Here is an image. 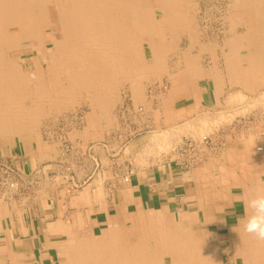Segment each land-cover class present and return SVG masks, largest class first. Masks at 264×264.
<instances>
[{
    "label": "crops",
    "instance_id": "obj_1",
    "mask_svg": "<svg viewBox=\"0 0 264 264\" xmlns=\"http://www.w3.org/2000/svg\"><path fill=\"white\" fill-rule=\"evenodd\" d=\"M188 50L194 63L182 58L170 69L174 76L163 78L164 116L203 122L220 113L236 114L220 142L228 169L216 175L168 161L137 170L129 181L115 172L109 183L106 140L92 145L79 139L67 159L54 152L51 160L42 159V147L35 155L37 166L31 155L19 153L11 160L20 171V190L0 203V264H71L76 253H105L110 243L128 240L124 237L150 225L180 231L190 226L213 242L221 264H253L233 242L247 236L240 227L245 215L242 201L251 188L264 187V43L234 42L219 49L199 42ZM47 161L51 165H43ZM236 161L244 164L242 168ZM65 177L84 191L78 205L59 204V195L50 188ZM29 185L32 194L26 191ZM189 216L194 221L189 223ZM258 256L257 264H264V256Z\"/></svg>",
    "mask_w": 264,
    "mask_h": 264
},
{
    "label": "bare ground",
    "instance_id": "obj_2",
    "mask_svg": "<svg viewBox=\"0 0 264 264\" xmlns=\"http://www.w3.org/2000/svg\"><path fill=\"white\" fill-rule=\"evenodd\" d=\"M154 1L162 12L161 19L151 0H0V135L35 130L43 112L67 107L73 96L82 91L94 95L99 99V107L106 108L115 86L105 78L114 80L124 75L135 79L142 74L136 51L144 44L153 50L157 62H163L165 56L159 51L167 28L178 33L194 31L188 11L192 0ZM239 1L241 8L245 0ZM236 4L240 5L237 0ZM243 5L240 13L246 15L244 10L251 4ZM249 26L250 36L255 40L251 42L264 43V35L258 41L253 36L258 30L251 23ZM239 41L237 38L236 42ZM25 48L32 50L34 56L26 58ZM20 51L23 53L16 54ZM186 58L194 63L192 58L187 55ZM155 213L159 214L158 210ZM187 219L194 221L191 216ZM137 230L128 240L110 243L105 253H76L71 264H163L165 256L173 264H221L220 252L190 226L186 231L175 227L160 229L156 225ZM233 247L239 253H248L253 264L258 263L255 257L259 254L264 256V243L248 235L239 237Z\"/></svg>",
    "mask_w": 264,
    "mask_h": 264
},
{
    "label": "rangeland",
    "instance_id": "obj_3",
    "mask_svg": "<svg viewBox=\"0 0 264 264\" xmlns=\"http://www.w3.org/2000/svg\"><path fill=\"white\" fill-rule=\"evenodd\" d=\"M238 1L237 3L240 4L241 1ZM259 1L261 2L259 3ZM250 2L246 0L242 2L243 8L245 7L243 4L248 3L252 7H249L250 10L245 8L246 15L242 13V16L240 11L242 12L243 8H240L241 4L235 5L236 0H192L188 11L192 17L194 31L191 33L188 30H181L178 33L167 28L159 51L161 55L165 56L163 62H157L153 50L144 44L137 51L135 50L140 56L137 63L139 62V68L143 67L142 74L135 79L124 75L116 77L114 80L111 77L105 78L107 82L110 81V84L115 86L111 97H109L111 103L106 108L99 107V99L94 98V95L82 91L79 95L73 96L72 102L67 107L62 106L60 109L43 112L40 124L35 130L24 129L8 135H0V159H12L19 153H26L31 155L34 160L38 149L41 150L42 147L45 153V156L41 155L42 159L51 160L53 152L56 153V156L60 154L67 159V155L72 152V145H78L79 139L90 141L92 145L106 140L107 161L105 157L103 160L107 163L106 169L110 171L108 173L109 183L113 180L112 174L114 175L115 172L121 174L125 179L127 175L131 176L137 170L168 161H177L179 157L188 160V162H196L195 158L200 157L198 163L190 168L192 170L198 168L205 172H214L216 175L226 171L227 165H229L228 158L222 150L220 142H222L226 126L236 114L220 113L213 119L207 118L203 122H197L195 119L184 122L177 121V119L170 121L163 113L164 110L165 114L167 113V107H163L161 104L165 88L163 78L173 77L170 69L175 67L176 63L179 64L183 55L184 58L186 57L188 49L195 48L199 42H209L212 46L220 49L224 43H231L232 46L237 38L241 39L239 42L244 41V43L255 41L250 36L252 32L248 31L250 23L254 30H258L257 34L255 33L253 36L258 37L259 41L260 37L264 35V29H262L264 28V18L259 19V17H264V0ZM151 3L152 8L158 11V19H161L160 8L154 0H151ZM254 6L258 9L253 8ZM248 10L252 12L249 13ZM251 13L254 16L250 17ZM248 15L249 17H246ZM244 19L249 20L247 24L244 23ZM257 23L261 26L257 27ZM227 31L230 32L227 33ZM260 31L263 32L259 34ZM20 53L23 51L16 54ZM24 53L27 54L26 58L34 56L33 51L27 48ZM191 57L192 60L195 59L194 56ZM50 74L49 78H51ZM24 131L27 133L25 132V134ZM204 136L210 138L208 145L203 144L198 152L182 153L181 149H185L186 139L200 143ZM95 148L98 151L99 145ZM37 162L34 160V165L37 166ZM51 163V161H47L43 165H51ZM235 164V166H240L237 168H242L244 165L242 162ZM92 167L94 168V166ZM129 179L130 177L128 181ZM21 180L22 178L18 181ZM56 183L57 186L50 184V188L59 195V204L66 207L69 203L78 205L82 202L84 191L73 185V178L65 177L60 181L56 180ZM30 187L29 185L31 190L26 191L32 194L33 189ZM86 194L88 197H99L98 194L95 195L92 192L91 194L86 192ZM0 203H4V200H0ZM157 227L172 229L169 226ZM124 238L129 239L127 236ZM206 243L213 244L210 240H207ZM163 264L173 263L169 256H165Z\"/></svg>",
    "mask_w": 264,
    "mask_h": 264
},
{
    "label": "built area",
    "instance_id": "obj_4",
    "mask_svg": "<svg viewBox=\"0 0 264 264\" xmlns=\"http://www.w3.org/2000/svg\"><path fill=\"white\" fill-rule=\"evenodd\" d=\"M210 138L208 136H204L200 143L195 140L186 139L185 149H181L182 153H192L198 152L203 146V144L208 145L210 142ZM261 150V149H260ZM179 155H182L179 153ZM200 157L195 158L196 162H192L188 160L181 159L180 157L177 159V163H179L184 169H190L193 165L198 163ZM130 175L125 177V180L128 181ZM21 178L20 171L16 168L11 159H0V199L10 198L11 196L16 195V192L19 191V179Z\"/></svg>",
    "mask_w": 264,
    "mask_h": 264
},
{
    "label": "clouds",
    "instance_id": "obj_5",
    "mask_svg": "<svg viewBox=\"0 0 264 264\" xmlns=\"http://www.w3.org/2000/svg\"><path fill=\"white\" fill-rule=\"evenodd\" d=\"M245 215L240 223L242 231L258 241H264V187H253L242 201Z\"/></svg>",
    "mask_w": 264,
    "mask_h": 264
}]
</instances>
